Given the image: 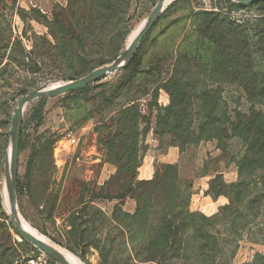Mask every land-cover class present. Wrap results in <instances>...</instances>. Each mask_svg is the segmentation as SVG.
I'll return each instance as SVG.
<instances>
[{"label":"rangeland","instance_id":"rangeland-1","mask_svg":"<svg viewBox=\"0 0 264 264\" xmlns=\"http://www.w3.org/2000/svg\"><path fill=\"white\" fill-rule=\"evenodd\" d=\"M156 3L0 0V264H21L34 249L18 241L5 199L18 100L111 63ZM136 49L137 64L126 67L130 58L86 89L24 105L15 176L19 216L80 264H264L257 234L264 227L238 222L230 228L222 221L231 196L209 192L238 180L244 145L231 134L220 140L197 134L203 114L226 127L235 110L252 106L242 89L251 79L230 72V54L234 71H264V3L168 0ZM174 77L176 100L187 105L180 128L167 120L164 85ZM188 131L187 140L173 137ZM68 133L77 144L68 143ZM205 195L226 202L210 209L211 201H201ZM179 207L210 227H185ZM168 219L172 227H158Z\"/></svg>","mask_w":264,"mask_h":264},{"label":"trees","instance_id":"trees-1","mask_svg":"<svg viewBox=\"0 0 264 264\" xmlns=\"http://www.w3.org/2000/svg\"><path fill=\"white\" fill-rule=\"evenodd\" d=\"M255 3H264V0L255 1ZM232 58L231 53L230 72L233 75L241 73L244 77L251 79L250 83L242 84V89L252 102V106L247 111L235 110L233 117L230 116V119L225 121L226 127L224 125L217 127L215 123L219 121L217 122L216 119L210 120L206 114H203L197 128V134L200 139L212 138L218 140L231 134L232 137H237L242 142L244 152L236 162L238 180L231 183L221 181L218 185L220 187L218 191L210 189L209 192H212L215 196L227 195L228 198L231 196V203L229 201L227 205H223L224 216L222 221L224 224H230V228L237 227L238 222H241L238 223L239 227H264V71L257 72L251 69L248 75H245L242 71H234L233 69L238 65L233 62ZM138 60L139 53L136 49L126 67L137 64ZM248 60H251L250 56ZM100 79L101 77L80 89H86ZM258 79L261 80L258 81ZM179 81L177 77H174L164 85L171 100L170 109L167 110V120L172 128H180L187 124L183 116V112L187 108L186 101L184 98L177 101L175 95V92H178L180 88L177 86ZM203 95L204 93L201 94V99ZM257 105L259 107H256ZM159 124L161 123L159 122L158 126ZM192 135L193 133L189 131L184 134L173 133V137L178 141L187 140ZM178 210L180 218L187 223L185 227H210L208 224L199 223L191 212L180 207ZM168 221V223L162 222L158 227H172L171 221L169 219ZM257 234H259L260 240L264 242V230H258ZM201 236L206 241L210 239L206 229L201 230ZM22 239L27 242L24 237Z\"/></svg>","mask_w":264,"mask_h":264},{"label":"water","instance_id":"water-1","mask_svg":"<svg viewBox=\"0 0 264 264\" xmlns=\"http://www.w3.org/2000/svg\"><path fill=\"white\" fill-rule=\"evenodd\" d=\"M241 4H248L251 2L259 1V0H234ZM162 0H157V3L155 4L152 11L149 13V15L146 18V22L142 28V30L137 34L133 42L124 50L122 51L115 60H113L111 63L105 66H101L99 68H96L86 75L73 79V80H67V81H61V83L57 86H49L48 88L41 87L39 89L30 91L26 93L24 96H22L17 103V106L14 110V113L11 117V123H10V137L12 142V156H11V163H12V169H11V176L8 168V163H6L4 167L5 171V181L7 183V186L10 191L11 196V202H12V208L9 210L10 219L18 232L29 242H31L35 247L42 250L47 256H49L53 261L57 262L58 264H70L64 259H62L57 251L48 243L33 237L29 235L22 227L18 224L16 220L17 212H16V196H15V176H16V164H17V152H18V138H19V127L21 122V116H22V110L24 105L29 102L30 100H33L35 98L41 97V96H55L58 94H62L68 91H72L75 89L82 88L96 79L100 78L101 76L113 73L119 69H121L129 59L133 56L137 44L142 39V37L145 35L153 21L156 19L158 14L160 13L162 9ZM121 56L125 57V61L123 63L119 62V58ZM58 81H54L52 83H56Z\"/></svg>","mask_w":264,"mask_h":264},{"label":"bare ground","instance_id":"bare-ground-1","mask_svg":"<svg viewBox=\"0 0 264 264\" xmlns=\"http://www.w3.org/2000/svg\"><path fill=\"white\" fill-rule=\"evenodd\" d=\"M168 0H162V5L164 3H166ZM146 22V19L144 20L143 23H141L140 26H138L134 32L132 33V35L130 36L129 40H128V43H127V47L133 42V40L135 39V37L137 36V34L142 30L144 24ZM126 47V48H127ZM125 61V57L124 56H121L119 58V62L123 63ZM61 82H56V83H53L51 84L50 86L54 87V86H57L59 85ZM7 163H8V168H9V172H10V176H11V169H12V163H11V156H12V142H10V145L8 147V151H7ZM5 199H6V203L9 207V210H11L12 208V200H11V196H10V191H9V188L7 186V191L5 190ZM16 212H17V216H16V220L18 222V224L22 227V229H24L29 235L33 236V237H36L48 244H50L56 251L57 253L59 254V256L64 259L65 261H67L68 263L70 264H80L79 263V260L69 251L59 247V246H56L50 242H48L47 240L45 239H42L37 233L36 231H34L31 227H28L27 224H24V221L21 219V217L19 216L18 214V211H17V208H16Z\"/></svg>","mask_w":264,"mask_h":264},{"label":"built area","instance_id":"built-area-1","mask_svg":"<svg viewBox=\"0 0 264 264\" xmlns=\"http://www.w3.org/2000/svg\"><path fill=\"white\" fill-rule=\"evenodd\" d=\"M70 133L67 134L68 143L70 145H75L78 142V137H70ZM23 236L21 235L18 238V241H23ZM21 264H58L57 262L53 261L49 256H47L42 250L38 249L34 246V249L31 250L29 254L23 259Z\"/></svg>","mask_w":264,"mask_h":264},{"label":"crops","instance_id":"crops-1","mask_svg":"<svg viewBox=\"0 0 264 264\" xmlns=\"http://www.w3.org/2000/svg\"><path fill=\"white\" fill-rule=\"evenodd\" d=\"M223 177L226 178V175L224 174ZM206 187L207 186H205L204 184H202V190H205ZM201 201L203 203H208V202L211 201V199H210V197L208 195L207 196L205 195L204 197H202V200ZM225 202H226L225 199H222L221 197H218V198L215 199V201H213V202L211 201L212 206L210 207V209H212V208L216 209V207L225 204ZM200 208L203 209V210H206V208H204V207H200Z\"/></svg>","mask_w":264,"mask_h":264}]
</instances>
